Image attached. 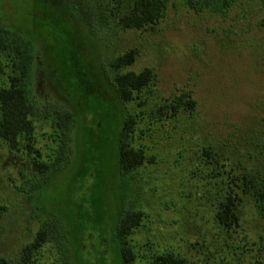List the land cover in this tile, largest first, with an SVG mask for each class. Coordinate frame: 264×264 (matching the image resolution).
I'll return each instance as SVG.
<instances>
[{"label": "rangeland", "instance_id": "rangeland-1", "mask_svg": "<svg viewBox=\"0 0 264 264\" xmlns=\"http://www.w3.org/2000/svg\"><path fill=\"white\" fill-rule=\"evenodd\" d=\"M112 4L0 0L1 31L32 55L22 78L31 143L51 166L38 174L26 141L15 151L0 140V264H124L116 225L128 211L143 214L127 237L132 264L163 254L184 264H264V211L238 179L264 175V0H234L219 13L169 0L141 30L118 28ZM117 5L111 12L123 13ZM12 45L0 54L1 86L20 75ZM129 49L134 62L118 73L150 68L153 79L124 102L108 62ZM177 97L193 99V110ZM127 116L130 146L145 161L123 173ZM229 194L236 220L225 228L215 213ZM45 226L55 233L24 262L22 248Z\"/></svg>", "mask_w": 264, "mask_h": 264}, {"label": "trees", "instance_id": "trees-1", "mask_svg": "<svg viewBox=\"0 0 264 264\" xmlns=\"http://www.w3.org/2000/svg\"><path fill=\"white\" fill-rule=\"evenodd\" d=\"M169 0H107L101 3L112 4V8H118L117 3H125V11L119 13L112 8L107 9L114 16L116 25L122 30H141L156 24L162 17ZM191 8L204 10L207 9L213 13H219L227 10L234 0H184ZM63 3V2H62ZM102 14V13H101ZM96 24L93 23V28ZM23 40V39H22ZM20 40V41H22ZM13 44V52L16 55L18 64L16 65L20 75L11 76L7 86L0 85V140L4 141L11 150L17 151L21 141H26L29 153H34L33 164L40 175H44L51 168L38 159L36 155L38 150L32 146V134L34 124L31 118L33 106L29 101L27 90L23 84V77L30 72L32 55L28 48L21 46L19 41L10 40L5 32L0 28V54L10 48ZM135 59V50L129 49L122 54L115 56L108 62V66L115 72L113 82L119 98L124 102L133 100L134 93L142 91L150 85L153 79V72L150 68H144L139 72L118 71L128 65H131ZM3 71V64L0 60V74ZM181 102L189 110L194 108V100L186 97H177L175 103ZM176 105V104H175ZM175 105L172 107L175 109ZM61 124L64 128H69L71 123L70 115H62ZM134 118L127 116L123 119L118 138V163L123 173H128L141 166L145 161L144 152L141 149H135L130 146V137H132ZM61 160L54 163L55 167ZM242 185V192L251 194L254 197L255 204L260 211H264V175L244 174L238 178ZM235 199L233 196L226 195L220 202L219 208L215 213L217 222L222 227L231 226L236 216L234 214ZM143 214L140 211H128L121 214L116 225V236L120 242V252L124 264H132L134 255L127 237L133 230L139 226ZM47 224V223H45ZM55 231L43 227L35 234L34 240L25 245L21 250V258L24 262L30 255L37 252L45 243L50 235ZM156 264H184L182 260L172 254H163L155 257Z\"/></svg>", "mask_w": 264, "mask_h": 264}]
</instances>
